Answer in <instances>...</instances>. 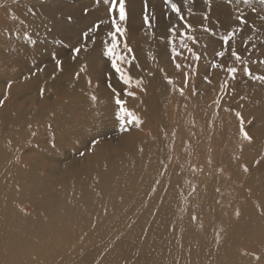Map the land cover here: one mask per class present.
I'll use <instances>...</instances> for the list:
<instances>
[{
  "label": "bare ground",
  "instance_id": "6f19581e",
  "mask_svg": "<svg viewBox=\"0 0 264 264\" xmlns=\"http://www.w3.org/2000/svg\"><path fill=\"white\" fill-rule=\"evenodd\" d=\"M30 30L33 31L31 34L38 31L34 27ZM43 53L51 60L53 53L57 56V52L53 50ZM99 58L100 55L97 56V62ZM145 62L147 63L146 60ZM73 64L76 66L74 61ZM6 67L7 63H0V77L9 74L6 73ZM140 69L127 71L134 83L122 82L116 86L119 93H124V107L139 118V126L135 121L127 123L128 117L122 114L126 134L115 142L116 151L108 141L98 151H88L84 148L92 139L98 136L107 139L121 124L116 116L119 107L115 98L104 96L103 101L101 96H97L95 101L92 100L93 104L87 103L85 99L90 92L85 84L86 72H79L76 68L77 80H70V83L62 85L67 91L71 88L74 90L73 97L77 100L75 106L72 110L64 111L62 104H57L53 111L59 112L57 116H53V111H49L54 106L51 102L42 109L50 114L43 121L53 125L58 133L61 127L58 119L62 117L64 123H68L78 118L80 126L75 134L79 137L92 132L94 136L77 142L73 148L71 146L73 150L69 148L71 151L62 157L59 155L64 154L67 148L64 153L57 150L60 154L55 155L54 147L45 146L48 137L42 138V127L38 128L39 131L36 129L33 142L27 151L34 150L45 161H58L62 157V160L68 162V167L61 172L50 169L47 177L35 161L30 163L22 154L16 155L17 151L5 144L12 132L16 134L23 129L21 125L41 119L38 117L39 112H42L41 108H30L28 104L26 108L16 109L14 102L10 101V106L3 110V120L0 118L4 123L0 128V260L6 264H235L233 260L240 257L243 261L241 264H254L251 259L264 264V253L257 259L254 252H241L242 245H249L250 249L257 248L259 243L264 245V206L255 207L250 202L258 198L264 204V175H247L239 156L240 150L227 147V141L215 135L213 149L207 155L202 174L210 173L208 181L204 183L198 172L190 175V178L187 177L189 167L187 160L181 157L182 148L187 141L196 138L199 132L207 139V132L210 133L211 130L198 126L192 137L186 133L188 125L184 123L174 130L170 118L168 119V116H174L171 106H167L169 115L165 106H159L161 100L164 102L162 96L172 86L167 73L157 69L152 80H148L151 75L148 77L146 72L143 73L144 69ZM8 76L11 79V74ZM8 76L6 79L9 80ZM13 81L14 78L12 84ZM137 81L140 82L139 85ZM156 86L159 91H155ZM208 86L205 89L206 81H202L197 94L229 134L242 138L237 112L241 113L243 127L250 136L254 126L264 123V114L254 118V110H258L260 106L256 98L250 99L251 107L244 113L240 112L243 104L237 109L227 103L230 96L226 93V87H218L214 75L208 81ZM154 91L157 97L153 94ZM228 91L231 93L229 88ZM127 92L135 95H127ZM26 94L22 92L16 96L21 105L27 100ZM4 98L12 97L6 94ZM261 102H264L263 98ZM98 108L106 110L107 114H100ZM34 112L38 116H34ZM251 121L253 124L250 127ZM109 126L110 130L103 132ZM263 128L264 125L254 127L253 131L260 135L259 131H263ZM178 135L186 137L180 139ZM23 136L21 138L25 137ZM263 142L264 135H260V139L253 141L249 148L257 152ZM65 144L69 147L73 142L70 145L67 142ZM55 147L58 148V145ZM200 148H203V143ZM226 148H230V154L226 152ZM198 149L196 147L197 151ZM76 150L78 154L74 153ZM190 153L193 156L194 150ZM72 154L80 161V170L75 169L80 166H77L75 159L69 157ZM259 157L262 155H252L249 163H255ZM23 161L26 162L24 166ZM255 166L262 168L263 162L260 161ZM198 195H204L201 206L205 217L213 219V227L202 224V228L196 232L197 235H194L195 230L181 229L180 232L181 227L176 225L173 212L177 206L175 202L180 201L181 206H184ZM239 195L245 199L243 203L237 200ZM29 207L34 211H30ZM234 211L239 212V215H234ZM176 212L178 214L179 211ZM22 225L24 230L19 232ZM18 232L19 240L15 244L10 236ZM166 232L169 236H166ZM172 234L178 239L173 241ZM32 242L36 248L30 246ZM239 245L241 248L237 249ZM40 247L41 252H34ZM70 248L72 254L69 253ZM179 249L182 250L181 256L177 254Z\"/></svg>",
  "mask_w": 264,
  "mask_h": 264
},
{
  "label": "rangeland",
  "instance_id": "374dc122",
  "mask_svg": "<svg viewBox=\"0 0 264 264\" xmlns=\"http://www.w3.org/2000/svg\"><path fill=\"white\" fill-rule=\"evenodd\" d=\"M171 2L179 7V15L172 10L170 3H165V0H125L126 20L121 22L118 9L109 13L108 8L111 5H105L103 0H99V3H97V0H0V32L2 34L0 36V48L2 49L0 51V63H7L6 73H9L8 75L11 74V79L7 74L5 77H0V101H3L0 104L1 120H3L1 117L3 110L10 106V101L14 102L16 109L26 108L29 104L30 108H41L42 111L43 107H46L45 105L52 102L54 106L49 110L50 113L56 108L57 104H62L63 109L65 108L64 111L72 110L77 101L76 97H73L74 90L71 88L67 91L65 87L62 88V85L77 80L75 75L76 68H78L79 72H83L80 71L82 67L84 72H86L85 84L90 92L85 99L87 103L93 104L92 96H101L102 101L104 100L103 96L119 98L124 101V93H119L116 88L122 81L119 78V74L112 67V57L104 55L105 44H111L109 32H114L117 40L116 52L118 55L125 57L123 61L117 60V64L123 72L129 75L128 70L137 71L141 68L140 71L144 69L143 73L146 72L148 77L151 75V79L149 78L148 80H152V76L157 69L167 73L172 86L162 96L164 102L161 100V105L159 103V106H165L168 115L167 106H171L174 116L172 118V115H170L168 119L170 118L173 129L177 130L178 126L184 123L188 125L186 133L190 137L195 135L198 126L211 130L210 133L206 131L208 134L207 139H204L199 132L196 138L190 142L187 141L182 148L181 157L187 160V166L189 167L186 173L187 177L190 178V175L198 172V176L201 177L204 183L208 181L210 173L202 174L204 173L207 155L213 149L212 141L215 135L225 139L227 147L233 148L235 151L236 149L240 150L239 156L243 161L242 165L248 168L247 175L257 173L264 175V142L257 149V152L249 148L253 141L259 140L260 135H264V128L263 131H259L260 135L255 133L253 128L262 127L264 123L252 128L251 143L244 141L243 138L229 134L218 123L208 105L201 102V98L197 94L202 81H206V89L209 87L208 81L214 75L216 85L221 89L226 87V93L230 96L227 101L229 105L239 109L240 105L243 104L244 107L240 112L246 113L251 107L249 105L250 99L256 98L259 102H255L259 103L260 106L258 110H254V118L257 119L264 114V102H261L262 98L264 100V83L254 79L255 77L264 76V63H261V61H264V20L260 18L264 16V5L260 4L259 0H249L247 4L244 3V0H210V6L205 4L204 0H171ZM253 8L255 11H253ZM29 9L32 11L29 12ZM145 16L148 17L149 22L147 24L145 23ZM205 16H207V19H205ZM237 16H242L247 23L241 24L236 19ZM69 17L71 18L70 20ZM113 19L116 20L120 27L124 28L123 35L116 32L113 28ZM97 24H99V28L88 32L90 28ZM31 27L38 29V31L34 30L35 32L31 34L33 32L29 31ZM230 32L234 34L230 37L228 44H225L223 37ZM85 33H88L87 37H85ZM25 34H27L29 39H25ZM4 36L5 38H3ZM29 40L35 41V43L32 44ZM57 41H60V43H56ZM125 44L131 49V52L125 48ZM81 45L84 47L73 59V49L81 47ZM233 49L241 57L240 61H237L232 56ZM51 50L56 51V58L62 61L60 70H57L55 60H51L50 57H46L43 53L51 52ZM220 51L225 52L223 57L217 56ZM98 55L101 58L97 62ZM70 57H72L77 67L70 60ZM213 64L219 66L213 67ZM177 65H179V68H177ZM152 67L153 70H151ZM229 67H235L237 71L230 75L227 71ZM245 68L248 69V73H245ZM52 69L54 70L52 71ZM151 71H153L152 74ZM71 74L75 76L73 77ZM67 75L71 76L68 77ZM6 76H8L9 80L6 79ZM206 77L207 79H205ZM13 78L14 84L11 82ZM71 78H74V80ZM131 83H134L132 79ZM109 84L112 86L111 88ZM151 84L155 85L152 82ZM220 88L216 89L220 90ZM228 88L231 93H229ZM41 89L44 90L43 94H41ZM156 89L157 86L155 91H159V89ZM155 91L153 94L157 97L158 95ZM22 92L25 94L27 92L28 96L25 99H30V101L26 100L23 105L20 104L19 98H16L17 94ZM6 94L12 98H4ZM73 98L74 101L72 100ZM177 103H179V107H177ZM77 105L83 107L81 104ZM184 105L186 106L183 107ZM98 110L102 115L107 114L106 110L100 108ZM48 112L43 110L39 112L40 116L34 112V116H38L41 119L37 118L34 122L28 123L30 127L27 124L21 125L23 129L16 134L12 132L11 136L8 137L10 138L9 141H5L9 148L11 147L17 151L16 155L22 154L30 163L35 161V164L40 165V169L43 170L40 171L46 177L50 169H54L55 172H61L64 168H67L68 162L62 160V157L73 150L72 148L77 145V142L79 143L94 136L92 132L79 137L75 134L76 129L80 126L78 118L68 123H64L62 117L58 119L57 122L61 127L57 133L53 125L43 121L45 116L50 115L46 114ZM58 112L53 111V116H57ZM29 115L32 118L30 113ZM251 118L254 120L253 117ZM252 124L253 122L251 121L249 126L251 127ZM0 125V128H2L4 123L0 121ZM125 126L124 129H126ZM41 127L42 138L44 136L48 137L45 146L54 147L53 153L55 155L59 151L64 153L67 148L68 151L66 150L64 154L59 155L62 156L60 160H51L50 162L48 159L45 161V158L34 150L27 151L28 146L33 142V134L36 129ZM109 130L110 126L103 129V132ZM63 131L64 133H62ZM131 131H133L132 128ZM23 134H25V137ZM125 134V131L119 125L109 134L107 139L106 137L98 136L92 139L91 143L87 144L84 149L98 151L103 143L107 141L110 142L111 147L114 149L117 139ZM21 136L24 138H21ZM185 137L186 135H178L180 139ZM63 138L68 139V141ZM71 141L73 145H70V143L72 144ZM66 142L70 145L69 147L65 144ZM202 143L203 148H200ZM17 145L20 146L18 147ZM55 145H58V148ZM196 147H199L198 151ZM230 148H226L228 154H230ZM191 150H194L193 156L190 153ZM74 153L78 154L79 152L76 150ZM73 155L69 157L75 159L77 166H80L75 169L80 170V161L76 157L74 158ZM252 155H262L256 160L263 162L262 168H257L255 166L256 162L249 163V158ZM25 163L23 161L22 165ZM200 192H202V189ZM203 196L201 195L200 198L198 195L191 198V201L187 202L186 205L183 203L184 206H181L180 201L175 202V206H177L174 207L173 212L176 225L181 227H179L180 232L181 229L186 231L195 230L194 235H197L198 233L196 232L202 228V224L213 227V219L209 218V220L207 216L205 217L206 214L203 206H201L203 205ZM237 200H239V203L245 201L241 195L237 197ZM250 202L255 207L264 206L258 198L254 199V201L250 200ZM176 208L179 211L178 214ZM29 210L34 211L30 207ZM181 210L182 212H180ZM35 213L38 214L37 211ZM236 213L237 211L233 212L234 215H237ZM67 224L69 225V223ZM197 224L199 225L197 226ZM187 225L188 227H186ZM196 228L198 229L196 230ZM22 230H24L23 225L20 227L19 232ZM19 232L10 236L13 237L15 244L19 240ZM166 236H169L168 232H166ZM171 237H174L173 241L178 239L173 234ZM59 239L61 241V238ZM32 244L33 242L30 246L35 247V244ZM238 247L237 249L241 248L240 245ZM250 247L249 245H242L241 252L244 254L254 252L255 257L263 256L264 245L262 246L259 243L255 249H250ZM41 248L35 249L34 252H41ZM181 251L179 249V253H177L180 256L182 255ZM69 253L72 254V248H70ZM235 253H237V250ZM238 259L233 260L235 264L243 263L240 257ZM251 261L254 264H261L256 259H251ZM0 264H6V262L1 259ZM245 264L247 263L245 262Z\"/></svg>",
  "mask_w": 264,
  "mask_h": 264
},
{
  "label": "snow or ice",
  "instance_id": "6c2138e0",
  "mask_svg": "<svg viewBox=\"0 0 264 264\" xmlns=\"http://www.w3.org/2000/svg\"><path fill=\"white\" fill-rule=\"evenodd\" d=\"M104 4L105 5H111L109 8H108V11L109 13H112L114 10H117L118 9V13H119V20L121 22L125 21L126 20V10H125V0H103ZM205 4L209 5L210 6V0H204ZM97 3H99V0H97ZM165 3H170L171 4V8L174 12H176L178 15H179V7L177 6V4L175 3H172L171 0H165ZM244 3H249V0H244ZM259 3L264 5V0H259ZM29 12H31L32 10L29 9L28 10ZM253 11H255V9L253 8ZM261 20H264V16L260 17ZM71 18L69 17V20ZM205 19H207V16H205ZM236 19L241 23V24H246L247 21L242 17V16H237ZM149 21H148V17L145 16V23L147 24ZM112 26L113 28L116 30V32H119L121 33L122 35L124 34V28L120 27L116 20L113 19L112 20ZM96 28H99V24L97 25H94L92 28H90L88 30V32H92L94 29ZM207 30V29H206ZM238 31V30H237ZM234 33L233 32H230L227 36L223 37V40L225 42V44H228L229 42V39L230 37L233 35ZM85 37H87L88 33H85L84 34ZM109 36L111 37V44H105V51H104V55L105 56H110L112 57V67L113 69L116 70V72L119 74V78L120 80L124 83V84H130L131 83V78L121 70V68L118 66L117 64V60H121L123 61L125 59V57L123 56H120L117 54L116 52V46H117V40H116V35L114 32H109ZM25 39H29L27 34H25ZM189 39H191V37H189ZM250 39V37H249ZM30 43L34 44L35 41H32V40H29ZM56 43H60V41H57ZM84 46L81 45V47H78V48H75L73 49V59L76 58V55L81 51V48H83ZM125 48L131 52V49L127 47V44H125ZM86 50V49H85ZM232 56L237 60V61H240L241 60V57L237 54V52L235 51V49L232 50ZM225 55V52L224 51H220L217 53V56H220V57H223ZM198 59V57H196ZM53 59L55 60V63H56V67H57V70H60L61 69V65H62V61L57 59L56 58V55L55 53H53ZM261 63H264V61H261ZM219 65H216V64H213V67H218ZM177 68H179V65H177ZM80 71H84V68L82 67ZM228 73L231 75V74H234L237 69L235 67H229L227 69ZM245 73H248V69L245 68L244 69ZM79 75V73H77V76ZM207 79V77L205 78ZM254 79H258L260 80L262 83H264V76H259V77H255ZM169 83H171V81H169ZM140 82L137 81V85H139ZM109 87L111 88L112 86L109 84ZM43 89H41V94H43ZM113 91H115L113 89ZM127 95H130V96H134L135 94L134 93H131V92H127L126 93ZM118 96V94H117ZM91 99L93 101L96 100V97L95 96H92ZM243 99V97H242ZM116 104L119 106V111L116 113V116H117V119L121 121V124H120V127L122 130H124V124H125V121H124V115L122 114H125L128 119H127V123H132L133 121H135V123L137 124V126H139L140 124V120L138 117L135 116L134 113L128 111L125 107H124V104L125 102L120 100L119 98L116 99ZM3 101H0V104H2ZM217 104H219V101H216ZM236 117L238 118V120L240 121V124H241V127H240V135L242 136L243 140L244 141H247L249 143L252 142V137L248 134V132L244 129L243 127V124H244V120H243V117L241 116V113L237 112L236 113ZM256 163H259V161H256ZM244 171L247 172L248 171V168L247 167H244ZM237 215H239V212L236 213ZM257 259H259V257H257Z\"/></svg>",
  "mask_w": 264,
  "mask_h": 264
}]
</instances>
